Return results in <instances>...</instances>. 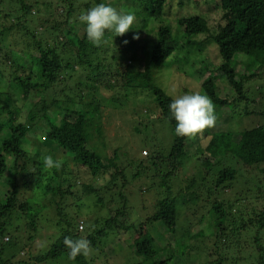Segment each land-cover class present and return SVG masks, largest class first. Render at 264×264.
<instances>
[{
	"label": "trees",
	"instance_id": "obj_1",
	"mask_svg": "<svg viewBox=\"0 0 264 264\" xmlns=\"http://www.w3.org/2000/svg\"><path fill=\"white\" fill-rule=\"evenodd\" d=\"M140 1L144 2L140 8L131 1L129 3L145 24L161 21L151 44L143 48L146 57L142 61L135 57V52L128 59L125 51L111 45V38L118 39L121 44L127 41L125 34L113 37L112 33H107L106 42L99 47L87 40L86 26L79 22L78 17L81 12L105 2L103 0H0V135L6 132L0 139V178L5 173L10 174L8 190L0 196V264H93L90 257L78 256L70 260L65 237L87 238L94 248L110 232L125 227L117 220L128 208V199L121 186L126 184L125 168L130 163H117L116 150L112 156L102 155V151L91 142L92 138L101 139L103 135L101 107L125 106L124 100L119 103L107 100L108 95L119 92L118 88L126 96L145 92L151 97L157 110L156 117L168 123L171 133L168 150H154L149 157L152 172L162 188L161 195L156 198L152 211L141 216L135 233L126 238L127 242H133V251L130 254L132 260L128 257L124 263L177 264L175 259L186 257L187 247L207 241L210 247L204 244L197 261L188 264H244L247 261L249 264H264V185L261 181L254 183L256 190L246 187L245 194L239 193L233 200L215 198L210 201L207 198L208 209L197 221L193 214H186L185 225L205 222L208 233L203 230L185 231L182 237L188 242L184 247L179 245L180 237L176 236L177 201L181 193L173 191L171 182L191 157L188 147L194 149V155H203L198 160L205 171L204 181H207L213 166L206 156L208 154L221 158L230 154L246 166L264 162V104L261 103L263 108L260 110L255 108L256 97H260L263 91L257 83L264 74V0H236L223 9L222 18L229 31L233 32V38L218 32L208 35L215 43L219 62L206 67L210 75L203 80L202 89L215 106L222 109L221 115L216 114V125L220 122V126H225L211 131L206 128L205 133L210 138L205 145L200 143L199 134L192 138L175 134L176 122L169 110L173 97L157 85L154 78L156 69L166 63L179 44L170 26L162 23L167 0ZM207 22L206 17L200 14L178 17V26L186 35L183 45L192 50H202L203 41L191 37L208 33ZM109 50L111 55L107 59L102 54L108 55ZM239 55L250 58L255 69L249 71L245 64L242 66L244 70H237L233 62ZM22 112L26 118L19 121ZM236 115L241 118L259 115L261 119L253 128L238 132L235 139L229 120ZM138 116L145 117L146 114ZM43 119L44 140H33L32 146H26L30 129ZM33 146L34 152L31 150ZM54 147L67 152L75 166L85 169L90 178L107 176L105 185L80 182L79 186L86 192H97L101 188L116 190L120 206L100 223L93 219L96 221L93 225L90 220L83 237L77 222L73 223V218L63 213L55 200V214L60 216L57 220L59 235L32 256V263H29L19 256L24 248H28L27 242L21 245L18 238L21 232L30 231L27 239L33 242L41 213L39 206L34 207L29 200L19 197L20 188L37 187L42 182L43 157L54 155ZM60 164L59 169H53L58 183L44 184V195L51 193L59 198L73 195L72 189L78 185L79 177L75 170L65 177L66 159L63 158ZM137 165L132 179H138L145 173L141 162ZM120 178L124 184L118 182ZM236 179L234 168L219 169L216 178L211 179L213 188H207L208 197L218 188L221 191L232 188ZM146 188L149 191L152 185ZM191 200L196 202L198 197ZM97 202L104 204L102 195L98 196ZM17 219L21 221L17 222ZM155 222L162 223L168 235H174L175 239L161 245L150 238L147 229Z\"/></svg>",
	"mask_w": 264,
	"mask_h": 264
},
{
	"label": "rangeland",
	"instance_id": "obj_2",
	"mask_svg": "<svg viewBox=\"0 0 264 264\" xmlns=\"http://www.w3.org/2000/svg\"><path fill=\"white\" fill-rule=\"evenodd\" d=\"M75 1L79 2L83 0ZM103 1L108 2L123 12L132 13L135 16V28L125 33V38L128 43L124 42L121 44L118 39L111 38V45L119 47L122 51H125V55L128 59H131L132 52H135V57L139 61L145 60L146 55L143 48L149 47L156 35L159 25H161V21L154 20L145 24L143 18L136 13V9L132 5L133 3L138 5L139 8L143 7L144 2L140 0H130L132 3H129L130 1L128 2V0ZM235 2L236 0H223L221 2L219 0H167L166 6L164 7L162 23L170 26L172 32L177 35L179 44L176 45L174 52L166 63L156 69L154 78L157 85L172 97L192 91H198L205 94L202 89V82L210 75V72L206 67L208 66L209 68L211 65L213 66L219 62V55L215 43L208 37V35L218 32L226 35L230 39L233 38L234 34L226 27V23L222 18V13L224 8ZM193 14H200L206 17L209 26L208 33H201L191 37V39L193 38L203 41V48L199 51L192 50V48L183 45V39H186V35L183 34L177 23L178 17H186ZM137 33L139 34V39H133V35ZM146 44L148 46H146ZM110 52L111 50L108 51V55L102 54V56H107L108 59L111 55ZM233 64L236 66L237 70H241L242 66L245 64L249 71L255 69L254 62L243 55H239ZM255 82L256 81L254 80L253 84L256 86ZM257 84L258 86H261V89L263 90L260 94L261 96H257L255 100V108L256 110H260L263 108L261 103L264 104V74L260 76ZM221 85L224 86V81H222ZM117 90L119 92L117 94L113 93V95H108L107 100L116 101L118 103L121 100H124L125 106L113 108L111 106L103 105V107H101L103 135L101 136V139H97L94 136L95 138H92L91 142L93 145L96 144L98 150L102 151V155H106L107 157L112 156L113 152L116 150L117 163L125 161L130 163V165H127L125 168L126 184L121 186V191L128 199L126 205L128 208L125 210L124 215L119 216L117 220L118 222H122L125 227L116 229V232H110L100 245L93 248V252L89 256L90 259L92 258L93 264H123L128 257L132 260L130 254L133 251V242H127L126 238L135 233L136 226L140 222L141 216L152 211L155 200L161 195L162 190L159 185V179L152 172L149 157L154 150H168L171 138L168 123L166 121H160V119L156 117L157 110L151 97H148L145 92L131 93L126 96L120 88ZM103 103H105V101ZM84 104L87 103L85 102ZM73 107L75 108L76 105ZM215 111L217 115L222 114L221 108L215 106ZM141 113L146 114V116H138ZM25 118L26 116L24 113H20L19 121H23ZM230 119L229 123H232V130L234 131L235 139H237L238 132L253 128L258 122H260L261 117L259 115H248L247 118L243 116L241 118V116L236 115ZM220 120L223 119L221 118ZM44 124L45 120L43 119L42 122L34 125V127L30 129L26 146H32L33 140H44ZM223 126H225V124L220 126L219 122L218 125L215 124V126L209 129L210 131L214 129L217 130V128ZM205 132L207 131L204 129L199 133V141L204 145L210 138V135ZM5 134L6 132H3L0 135V139L4 137ZM35 145L36 147H40L39 144ZM31 150L34 152L35 146H33ZM52 152H54V155L52 156L59 160V162L62 161L63 158L66 159L65 177H68V175L75 170V173H77L79 177V181L77 182L78 185L72 189L74 190L72 193L73 195L67 194V196L63 198L53 196L51 193L44 195L42 192V186L48 183L55 185L58 183V178L54 174L53 169H48L45 166H42V182L37 187L31 185L29 188H20L19 197L22 200H29L34 207L39 206V211L41 213L38 222L39 229L33 242L30 243L27 239L30 231H24V233L21 232L18 238L21 245L27 242L26 246L28 248H24L25 250L21 251L19 256L29 261V263H32V256L46 248L48 243L54 241L59 235L60 230L57 220L60 216L59 214H55V200L61 205L62 212L72 217L73 223L77 222L78 228L79 222H83V229H78L81 230L83 237L87 233L86 226L87 223L90 224V220L93 225L96 223L93 219H98L100 223L103 218L113 214L114 210L120 206L116 190L105 191L101 188L97 192H91L90 190L86 192L79 186L80 182H91L96 185H100L101 183L102 185H105L108 178L107 176H105L106 178H90L85 169L80 166H75L76 164L67 152H63V150L58 147L52 148ZM188 152L191 154V157L185 161V164L179 171L177 177L171 181L172 184H174L173 191L181 193L177 201L178 230L176 233V236L180 237L179 245L181 247L187 245L188 242L186 238L182 237L185 231L196 232L203 230L208 233L205 222L200 224L194 222L193 226L185 225L186 214H193L195 220H198L201 214L207 211L209 203L207 198H209L210 201L215 198L233 200L234 197L240 195L239 193L245 194L243 192L246 187L255 189L254 183L256 181H261L264 185V162L257 166H246L242 162L236 161V159L230 154H226L223 158L208 154L206 156L211 163H213V166L210 169L207 181H204L203 178L205 177V171H203L201 162L198 160L201 157L203 158V155H194V149L192 147H188ZM140 162L142 166L145 167V173L138 179H132L137 171V164ZM228 166L234 168L236 171L237 179L233 181L232 188H225L223 191L218 188L217 191H214V193L208 197L207 188H213L211 179L213 180L216 178L219 169ZM9 176V173H5L0 178V196L8 190L7 180ZM193 179H196V182L193 181ZM151 181L153 183H151ZM18 182L20 183L21 180ZM118 182L124 184V180L121 178L118 179ZM147 185H152V188L149 189V191H146ZM253 191L251 195L253 194ZM111 193L112 195H109ZM99 195H102L104 204L97 202ZM251 195L249 194L248 198L251 199ZM194 196L198 197L196 202L191 200ZM16 221H21V219H17ZM147 230L149 232V237L161 245H166L168 240L174 238V235H168L165 227L160 222L153 223ZM200 243L201 242H199V245L193 244L187 247L186 257L181 256L176 258L175 263L188 264L191 261H197L198 254L203 249L204 244L209 247L211 245L207 241ZM129 262L132 261L125 262L124 264ZM239 264H243V262H239ZM244 264L249 263L247 261V263Z\"/></svg>",
	"mask_w": 264,
	"mask_h": 264
},
{
	"label": "clouds",
	"instance_id": "obj_3",
	"mask_svg": "<svg viewBox=\"0 0 264 264\" xmlns=\"http://www.w3.org/2000/svg\"><path fill=\"white\" fill-rule=\"evenodd\" d=\"M78 20L86 26L87 40L97 47L106 42L107 33H112L113 37L123 36L135 28L134 14L123 12L107 2L98 3L81 12ZM133 39H139V34H134ZM169 110L171 118L176 122L174 132L180 137H195L204 129L215 126L217 122L214 102L208 95L198 91L174 96ZM42 163L48 169L61 167L59 160L52 155H45ZM64 244L69 249L70 260H75L78 256L87 258L93 252L91 241L87 238L65 237Z\"/></svg>",
	"mask_w": 264,
	"mask_h": 264
},
{
	"label": "built area",
	"instance_id": "obj_4",
	"mask_svg": "<svg viewBox=\"0 0 264 264\" xmlns=\"http://www.w3.org/2000/svg\"><path fill=\"white\" fill-rule=\"evenodd\" d=\"M79 228L82 229L83 228V224L82 221L79 222Z\"/></svg>",
	"mask_w": 264,
	"mask_h": 264
}]
</instances>
